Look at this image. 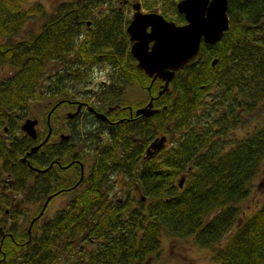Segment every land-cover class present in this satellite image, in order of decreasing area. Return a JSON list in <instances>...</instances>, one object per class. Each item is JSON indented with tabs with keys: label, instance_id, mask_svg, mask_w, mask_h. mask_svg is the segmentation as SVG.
I'll return each mask as SVG.
<instances>
[{
	"label": "trees",
	"instance_id": "16d2710c",
	"mask_svg": "<svg viewBox=\"0 0 264 264\" xmlns=\"http://www.w3.org/2000/svg\"><path fill=\"white\" fill-rule=\"evenodd\" d=\"M26 1L0 0V68L12 70L0 78V264H145L163 234L192 237L212 250L217 264H264V200L245 216L238 205L264 160V116L244 136L229 133L264 99V0H228L222 38L202 42L161 95L163 82L152 81L130 54L123 0L121 6L115 5L119 0H64L50 14L38 2L26 7ZM177 1L143 0V6L176 13ZM39 16V31L19 38L27 21ZM175 20L184 21L182 15ZM96 66H108V78L89 89ZM130 85L153 95L157 111L129 119L125 110L123 122L110 130L101 121L82 127L81 142L93 159L78 185L79 171L67 163L71 133L60 146L43 144L22 161L43 135L37 130L33 139L21 129L34 103L73 108L71 101L89 104L94 95L101 111L124 104ZM161 136L164 146L147 157ZM56 156L66 168L48 167ZM117 174L126 188L121 201L108 198L110 177ZM62 193L69 195L65 205L44 218ZM16 194L24 204L41 202L26 224L21 201H11Z\"/></svg>",
	"mask_w": 264,
	"mask_h": 264
},
{
	"label": "water",
	"instance_id": "95a60500",
	"mask_svg": "<svg viewBox=\"0 0 264 264\" xmlns=\"http://www.w3.org/2000/svg\"><path fill=\"white\" fill-rule=\"evenodd\" d=\"M227 5L228 0H179L176 8L184 15L186 23L177 25L159 12H143L139 2L133 3L135 12L126 27L132 42L130 54L136 59V66L151 77L152 81L157 78L163 81L158 95L168 91L169 83L175 73L198 55L201 42L213 45L222 38L229 27ZM214 63L215 59L212 65ZM156 111L151 97L146 105L137 108L135 114L147 117ZM97 115L106 118L104 113ZM36 124V118H26L21 124V129L34 138ZM47 138L32 147L28 153L36 151ZM165 141V136L155 138L147 148L146 156L150 157L158 152ZM183 179L180 178L179 187L182 186ZM51 197L48 196L44 201L40 214ZM35 219L30 222L28 233ZM0 233H2L1 227Z\"/></svg>",
	"mask_w": 264,
	"mask_h": 264
},
{
	"label": "rangeland",
	"instance_id": "374dc122",
	"mask_svg": "<svg viewBox=\"0 0 264 264\" xmlns=\"http://www.w3.org/2000/svg\"><path fill=\"white\" fill-rule=\"evenodd\" d=\"M64 1V0H27L25 2V6L29 7L35 2L40 3L46 10L47 14H50L53 10L55 4ZM135 1H142V0H128V3H133ZM122 1L119 0L115 3L116 6H121ZM142 4V2H141ZM158 8V7H157ZM131 9V5L130 8ZM155 9V8H154ZM124 10V9H123ZM159 12H163L162 9H156ZM131 14V12H130ZM170 14H165V17L169 20L172 18L169 17ZM44 18L42 16L35 17L24 25L21 35L18 36L26 38L33 33L39 31L41 24L43 23ZM0 41H3L0 39ZM110 68L108 66H104L101 69L96 66L94 70L91 71V79L92 82L89 84V89H98L100 88L102 81L108 78L107 74ZM12 70L6 66L0 68V78L5 77L6 75L10 74ZM211 92L208 91L207 94ZM206 94V95H207ZM149 94L146 92L145 89H142L136 85H130L125 88V95L123 97L124 105H132L133 108L142 107L147 104ZM209 98H206L208 100ZM50 101L42 100L41 102L34 103L33 111L30 117L38 118L39 122H43L44 113L47 111V105ZM52 102V101H51ZM52 104V103H51ZM66 104L61 105L57 109V115L60 117L61 113L65 114L69 110ZM264 116V99L261 101L259 107L250 113L249 115L245 116L243 121L234 129H230L229 133L231 135H235L236 137L244 136L250 132L256 125L257 121L260 117ZM65 131V130H64ZM169 144V143H167ZM89 158L87 157V161ZM86 171V169H85ZM3 178L8 179L5 174H3ZM111 180L114 181V190L108 198H122L125 197L126 188H124V178L123 176L117 174L110 177ZM131 196L138 199L139 194L136 191H131ZM22 194H16L12 198V202H20V206L23 209V213L26 217H20V220L23 224H26V219L30 216L34 215L36 211H38L41 202H37L35 204H24L22 203ZM69 195L67 194H59L56 195L51 203L45 209V217H51L56 210L62 208L65 203L67 202ZM264 200V160L261 163L260 170L258 174L253 178L250 191L248 196L238 203L240 207V216H245L246 214L252 213L254 210L258 208L261 202ZM28 220V219H27ZM8 227V225H6ZM160 247L159 249L153 254L144 259L145 264H217L214 262L212 258V250L209 248L199 247L195 244L192 237H170L166 234L161 235L160 237ZM217 246H221L218 244ZM83 247H74L73 251H76L78 248Z\"/></svg>",
	"mask_w": 264,
	"mask_h": 264
},
{
	"label": "flooded vegetation",
	"instance_id": "af4514ba",
	"mask_svg": "<svg viewBox=\"0 0 264 264\" xmlns=\"http://www.w3.org/2000/svg\"><path fill=\"white\" fill-rule=\"evenodd\" d=\"M135 2H139L140 9L143 12H150V11L159 12L156 9H146L143 6V0L142 1H135ZM135 2H133V3H135ZM141 2H142V4H141ZM177 2H176V4H177ZM133 3H130L131 9H129V8H127V5L129 4L128 0H123V5H124L123 6L124 11L123 12H125L127 15H129L130 19L132 18L133 13L135 12V9L132 6ZM130 5H129V7H130ZM130 12H131V14H130ZM159 13H161V12H159ZM167 13L170 14L169 17L172 18L171 21H174L177 25H182V24L186 23L184 15L182 13H179L177 8H176V13H170V12L163 10V12L161 14L165 17V14L167 15ZM177 15H182L184 21L183 22H176L175 19H176ZM125 30H126V28H125ZM131 43L132 42L130 41V44ZM135 62L137 63L136 59H135ZM124 95H125V89L123 90V96ZM151 97H153V95L149 94L148 101ZM95 99L96 98H94V95H93V97L89 101V104L85 103V101H80V100L79 101H71L72 103L68 102V103H71L70 105L73 106V108H69V110L67 112H65V114L61 113L60 117L58 115H56L57 119L55 118L53 122H51V114L53 113V111H55L58 108V106L55 103L51 104V102H49L47 105V111L45 112L44 122L40 123L38 118H36V117H27V118H36L37 119V124L35 126L36 135H37V130H41V132H43L42 137L36 141L35 146L38 145L39 143H41L46 137H48V138L44 143H42V145L48 143V144H55L57 146H60L63 143V141H65V140L68 141L69 137H70V133L72 134L74 149L72 150L71 155L69 157V161L67 163H68L69 167H74L75 170L78 169V171H79V179L75 183L77 185L83 179V176L85 174V169L88 168V166L90 165V163L92 162V159H93L92 155H91V151H89L86 148V144L81 142V135H80L81 128L82 127L93 128L95 126V124H98L99 121H101V122L105 123V125H102V126H104L106 129L110 130L111 126L117 125L118 122H123V111H125V110L127 111L125 118L128 116L129 119H133L134 116H137L135 114V111L137 110L138 107L133 108L132 105H124L123 106V104H117V103L113 104V105L105 106L103 110L99 111L97 108L101 107V105H99L98 102L95 101ZM98 113H104L106 118L99 117L97 115ZM68 120H72V129L71 130L69 129ZM31 138H33V137H31ZM33 139H36V136ZM29 151H30V149L25 153V156L22 158V161L26 160V155H30V154L36 152V151H34L32 153H28ZM87 157L89 158L88 161H87ZM61 160H62L61 157L56 156L49 163L48 167H52L54 164H56L61 168H66V167H64V165H62L60 163ZM35 171H42V170L35 168ZM81 175H82V179L80 180ZM4 188H6L5 184L2 185V189H4ZM10 198L12 201L13 196L10 195ZM116 201H121V198H117ZM5 212H6V214H8V210H6Z\"/></svg>",
	"mask_w": 264,
	"mask_h": 264
}]
</instances>
